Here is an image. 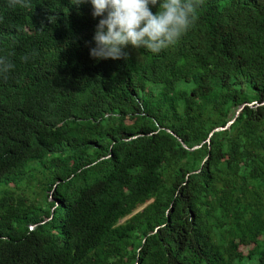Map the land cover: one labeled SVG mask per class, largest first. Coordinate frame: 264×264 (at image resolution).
I'll list each match as a JSON object with an SVG mask.
<instances>
[{
  "label": "trees",
  "instance_id": "trees-1",
  "mask_svg": "<svg viewBox=\"0 0 264 264\" xmlns=\"http://www.w3.org/2000/svg\"><path fill=\"white\" fill-rule=\"evenodd\" d=\"M74 2L0 0V264H264V0L116 61Z\"/></svg>",
  "mask_w": 264,
  "mask_h": 264
},
{
  "label": "clouds",
  "instance_id": "clouds-1",
  "mask_svg": "<svg viewBox=\"0 0 264 264\" xmlns=\"http://www.w3.org/2000/svg\"><path fill=\"white\" fill-rule=\"evenodd\" d=\"M85 2L91 3L94 18L101 17L90 57L116 61L127 60L124 49L129 45L152 53L174 45L194 24L202 0H75L72 4L79 6ZM10 5L32 7L30 0H10ZM13 67L7 57H0V74Z\"/></svg>",
  "mask_w": 264,
  "mask_h": 264
},
{
  "label": "water",
  "instance_id": "water-1",
  "mask_svg": "<svg viewBox=\"0 0 264 264\" xmlns=\"http://www.w3.org/2000/svg\"><path fill=\"white\" fill-rule=\"evenodd\" d=\"M244 106H245V105L241 106L240 109L238 110V112H239L240 110H242V108H243ZM237 115H238V113L236 114L235 118L232 119L229 123H227L224 127L215 128V129L211 132V134H210L209 136H211L212 133H214V132H219V131H225V130H227V129L232 125V123H234V121H235ZM179 142H180V144L182 145V147H183L184 149L187 150V148L182 144V142H181L180 140H179ZM197 148H199V147H194V148L190 149L189 151H193V150H195V149H197ZM52 211H53V210H52ZM47 220H49V219H47Z\"/></svg>",
  "mask_w": 264,
  "mask_h": 264
}]
</instances>
